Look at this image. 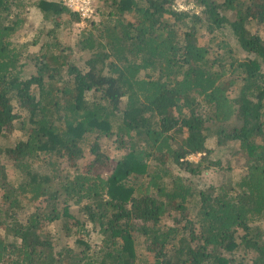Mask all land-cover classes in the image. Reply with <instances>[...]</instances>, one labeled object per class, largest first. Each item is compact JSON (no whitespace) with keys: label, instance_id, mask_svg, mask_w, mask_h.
Wrapping results in <instances>:
<instances>
[{"label":"trees","instance_id":"trees-1","mask_svg":"<svg viewBox=\"0 0 264 264\" xmlns=\"http://www.w3.org/2000/svg\"><path fill=\"white\" fill-rule=\"evenodd\" d=\"M177 1L0 0V264H264V0Z\"/></svg>","mask_w":264,"mask_h":264},{"label":"built area","instance_id":"built-area-1","mask_svg":"<svg viewBox=\"0 0 264 264\" xmlns=\"http://www.w3.org/2000/svg\"><path fill=\"white\" fill-rule=\"evenodd\" d=\"M60 2L68 9L78 12L82 19L90 18L91 15H93V0H60ZM189 8L191 11L197 13L196 8H193L192 6ZM173 9L177 12L187 11V5L184 6L180 2H177ZM193 157L194 156H190L189 159L193 160Z\"/></svg>","mask_w":264,"mask_h":264},{"label":"rangeland","instance_id":"rangeland-1","mask_svg":"<svg viewBox=\"0 0 264 264\" xmlns=\"http://www.w3.org/2000/svg\"><path fill=\"white\" fill-rule=\"evenodd\" d=\"M177 2H180L182 5H184V6H186L187 5V11H182V12H185V13H187V14H191V9L189 8V7H193V8H198L195 4H193V2H183V0H178ZM177 3H175V2H173V5H172V9H173V7L176 5ZM198 11H200V9H198ZM30 18L32 19V22H34V20L36 21L37 19L35 18L34 19V16H30ZM202 36H204L202 39H200V41L202 42V44L203 43H206L207 42V38H208V36L206 35H202ZM229 40V39H228ZM199 159V157H193V160L192 161H194V162H196L197 160ZM86 160H84V162H85ZM230 174H231V176L232 177H234L236 174H237V169L236 168H234L231 172H230ZM216 179H217V177H216V175H214V174H208V175H206L204 178H203V180L205 181V183L206 184H209L210 182L211 183H214V181L216 182ZM176 217V215L175 214H172L171 216H169V217H167L165 220H164V223L166 224V225H171L172 223H173V219Z\"/></svg>","mask_w":264,"mask_h":264},{"label":"clouds","instance_id":"clouds-1","mask_svg":"<svg viewBox=\"0 0 264 264\" xmlns=\"http://www.w3.org/2000/svg\"><path fill=\"white\" fill-rule=\"evenodd\" d=\"M173 10H174V9H173ZM196 10H197V13H195V11H191V12H194L195 14H198V12H199V11H198V8H197ZM181 12H182V11H181Z\"/></svg>","mask_w":264,"mask_h":264}]
</instances>
